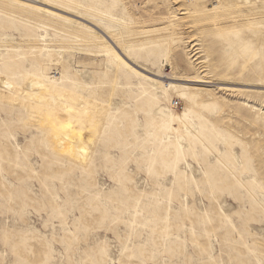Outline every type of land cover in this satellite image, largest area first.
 <instances>
[{
  "label": "rangeland",
  "instance_id": "rangeland-1",
  "mask_svg": "<svg viewBox=\"0 0 264 264\" xmlns=\"http://www.w3.org/2000/svg\"><path fill=\"white\" fill-rule=\"evenodd\" d=\"M34 1L0 0V75L17 86L46 76L107 109L82 165L51 149L26 110L0 102V195L37 172L50 208L64 192L94 200L119 227L134 224L149 252L167 253L161 261L264 264V0ZM193 79L205 84L181 86ZM240 144L251 145L255 176ZM41 252L0 242V264H56Z\"/></svg>",
  "mask_w": 264,
  "mask_h": 264
},
{
  "label": "snow or ice",
  "instance_id": "snow-or-ice-1",
  "mask_svg": "<svg viewBox=\"0 0 264 264\" xmlns=\"http://www.w3.org/2000/svg\"><path fill=\"white\" fill-rule=\"evenodd\" d=\"M14 147L18 153L21 151V145ZM239 147L237 159L244 160L247 170L255 176L257 162L251 155V145L240 144ZM260 151L264 153V147ZM16 166L19 168V163ZM259 173L264 174V155L259 160ZM38 175L33 172L31 177L17 180L15 187L19 191L0 195V242L5 247L11 246L14 251L20 247L30 248L33 255L39 249L42 255L57 256L56 264H170L167 259L158 258L167 253H158L155 248L149 252L147 244L137 243L143 237L135 233L134 224L129 226L124 222V227H119L121 221L112 218L94 200L85 202L79 195L64 192L62 205L50 208L49 197L39 196L31 182ZM212 195L217 193L213 191ZM50 199L61 201V193L51 194ZM236 199L239 205L241 202ZM247 212L250 209L246 204L237 207L236 214L241 220ZM261 215L264 217V205ZM260 224L264 232V219ZM79 256L87 259H79ZM16 264L25 262L17 260ZM41 264H49V261H41Z\"/></svg>",
  "mask_w": 264,
  "mask_h": 264
},
{
  "label": "bare ground",
  "instance_id": "bare-ground-1",
  "mask_svg": "<svg viewBox=\"0 0 264 264\" xmlns=\"http://www.w3.org/2000/svg\"><path fill=\"white\" fill-rule=\"evenodd\" d=\"M34 3L40 4L38 1ZM102 36L113 43L110 35L102 33ZM109 55L118 65L146 80L156 82L158 79L121 56L117 50ZM184 83L181 86L187 88V83L205 84V81L193 79ZM0 102L26 110L29 121L44 132L50 148L57 154L77 164L86 165L89 162L103 127L105 106L60 87L46 76H29L17 86L0 75Z\"/></svg>",
  "mask_w": 264,
  "mask_h": 264
},
{
  "label": "built area",
  "instance_id": "built-area-1",
  "mask_svg": "<svg viewBox=\"0 0 264 264\" xmlns=\"http://www.w3.org/2000/svg\"><path fill=\"white\" fill-rule=\"evenodd\" d=\"M173 106L177 107L178 103L177 102H173Z\"/></svg>",
  "mask_w": 264,
  "mask_h": 264
}]
</instances>
